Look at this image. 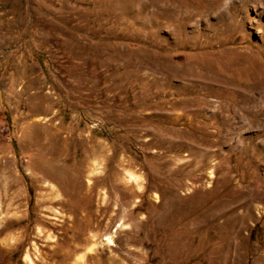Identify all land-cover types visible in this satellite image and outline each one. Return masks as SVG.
I'll return each mask as SVG.
<instances>
[{"label": "rangeland", "instance_id": "374dc122", "mask_svg": "<svg viewBox=\"0 0 264 264\" xmlns=\"http://www.w3.org/2000/svg\"><path fill=\"white\" fill-rule=\"evenodd\" d=\"M263 9L0 0V264H264Z\"/></svg>", "mask_w": 264, "mask_h": 264}, {"label": "bare ground", "instance_id": "6f19581e", "mask_svg": "<svg viewBox=\"0 0 264 264\" xmlns=\"http://www.w3.org/2000/svg\"><path fill=\"white\" fill-rule=\"evenodd\" d=\"M262 13L264 14V9L262 10ZM263 25H264V24H263ZM251 87H252V89H254V88H256V89H257V88L260 89V94H259V97H258L260 100H257L258 98H257L256 100L259 101V102H260V101H261V102L264 101V85H262V84H258V85H253V86H251ZM133 179H134V178H133ZM106 239H107V241H108L109 243H111V242L113 241L111 236H108ZM95 246H96V245H95ZM92 248H94L93 245H92V247L89 248V250H92Z\"/></svg>", "mask_w": 264, "mask_h": 264}]
</instances>
